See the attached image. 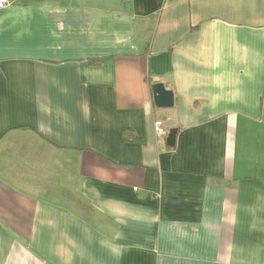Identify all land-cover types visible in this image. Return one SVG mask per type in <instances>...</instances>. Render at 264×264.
Listing matches in <instances>:
<instances>
[{"label": "crops", "instance_id": "1", "mask_svg": "<svg viewBox=\"0 0 264 264\" xmlns=\"http://www.w3.org/2000/svg\"><path fill=\"white\" fill-rule=\"evenodd\" d=\"M9 2L0 264H264V0Z\"/></svg>", "mask_w": 264, "mask_h": 264}, {"label": "water", "instance_id": "2", "mask_svg": "<svg viewBox=\"0 0 264 264\" xmlns=\"http://www.w3.org/2000/svg\"><path fill=\"white\" fill-rule=\"evenodd\" d=\"M153 100L155 107L160 110L172 109L175 106V94L168 89L164 83H155L152 85ZM177 129H171L166 140L170 148L175 147Z\"/></svg>", "mask_w": 264, "mask_h": 264}, {"label": "built area", "instance_id": "3", "mask_svg": "<svg viewBox=\"0 0 264 264\" xmlns=\"http://www.w3.org/2000/svg\"><path fill=\"white\" fill-rule=\"evenodd\" d=\"M10 5L9 0H0V10L6 8ZM155 130L157 131L158 135H166L167 132L164 130V124L161 121L155 122Z\"/></svg>", "mask_w": 264, "mask_h": 264}]
</instances>
